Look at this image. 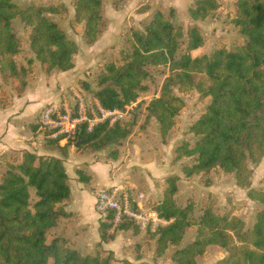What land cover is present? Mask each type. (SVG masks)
Instances as JSON below:
<instances>
[{
    "label": "trees",
    "instance_id": "obj_1",
    "mask_svg": "<svg viewBox=\"0 0 264 264\" xmlns=\"http://www.w3.org/2000/svg\"><path fill=\"white\" fill-rule=\"evenodd\" d=\"M73 22H83V37L91 43L101 32L104 20L102 0H73ZM215 0H196L189 10L193 20H202L218 10ZM64 6L52 3H32L19 8L11 0H0V79L16 81L20 95L26 87L30 61L24 66L16 56L22 45L13 24L23 23L28 48L47 72H66L73 67L72 57L77 47L50 15L61 14ZM228 22L245 37L241 45L227 50L213 49L208 54L192 57L191 51L201 47L204 37L191 27L185 34L172 25L161 12H155L143 29L131 31L129 49L117 63H107L97 77L93 99L105 109L122 110L146 90L148 66H167L158 96L147 105L148 115L158 125L162 139L173 127L175 116L184 107L176 94L191 90L199 100L209 99L200 116L188 131L195 140L190 146L182 143L174 149V157H191L193 162L182 167L185 177L207 173L218 168L233 175L235 184L247 190V197L262 208L255 223L244 230L241 219L230 214H215L206 208L196 223V234L185 246L170 254L172 264H196L206 246H217L225 255L213 264H264V190L249 188L252 170L264 156V0H235ZM183 46V47H182ZM87 87V86H86ZM133 122L101 124L91 132L81 130L59 146L57 141H45L58 151L74 143V152L87 149L99 151L118 146L129 134ZM38 128V122L30 125ZM0 172V264H111L113 255L82 253L68 244V239L55 235L47 243L49 230L67 216L60 204L69 198L67 175L62 161L55 157L37 156L22 151L20 156L4 159ZM77 180L87 183L89 177L76 169ZM177 178L166 179L159 203L153 208L159 217L169 222L150 233L157 236L155 254L162 255L169 247H176L187 227L193 225L189 211L176 205ZM107 219L99 225L101 242L113 240L108 233ZM139 233L130 222L121 223L117 230ZM146 232L149 233V230ZM145 232V233H146ZM149 234H146L148 236ZM135 249H138L136 246ZM137 251V250H135ZM140 259V253H135ZM121 264H144L121 260Z\"/></svg>",
    "mask_w": 264,
    "mask_h": 264
},
{
    "label": "rangeland",
    "instance_id": "obj_2",
    "mask_svg": "<svg viewBox=\"0 0 264 264\" xmlns=\"http://www.w3.org/2000/svg\"><path fill=\"white\" fill-rule=\"evenodd\" d=\"M11 1L19 8L38 2L64 6V12L52 14L50 17L75 43L77 51L72 57L73 67L69 70L68 80L71 81L65 83L61 88H57L56 97L53 99H57L56 103L63 99L70 103L73 92L88 96L90 101H93V93L97 90L98 75L103 72L107 63L119 61L129 49L128 39L131 31H141L155 12H161L172 25L179 26L183 33V40L189 28L195 27L199 30L204 37V43L198 49L190 52L192 57L208 54L219 47L231 50L245 42V37L240 35L227 20L234 10L235 0H215L219 3L218 10L215 14L202 20H193L189 16V10L194 6L196 0H102L101 15L104 25L91 43L86 42L83 37V22H73V0ZM13 24L17 36L22 41L20 52L15 59L17 63L24 66L28 61L31 62L26 75V86L29 85V87L37 89V92L40 89L45 90L51 96V83L54 85L50 80L51 72L45 71L30 52L23 23L16 18L13 20ZM147 71L149 76L142 82L146 90L140 92L133 103L126 105L122 118L117 122L121 124L127 121L133 122L130 134L118 146L111 145L99 151L87 149L76 153L74 152V142L70 140L72 143L64 149L66 153L57 151L63 157L67 156V152L77 155L76 157L82 156L86 161L80 164L101 166L102 168L99 167L98 172L101 179L110 181L113 186L143 192L145 201L152 208L161 200L162 190L166 187V179L171 176L176 177L175 203L181 208L188 209V217L193 221V225L186 228L178 246H169L162 255L157 256L154 252L157 236L151 235V231L145 233L139 230L137 235H132L130 229L124 231L115 229L116 231L111 232L120 236L123 241V254L132 258V262L172 264L170 254L174 249L183 247L194 239L196 223L206 208H210L217 215L230 213L243 221L244 230H250L255 223L256 213L262 208V205L247 197L248 189L238 187L233 175L224 174L218 168L191 177L184 176L182 167L190 165L193 159L191 157L175 158L174 149L182 143H187L190 146L193 144L195 138L188 129L203 112L209 99L199 100L198 94L193 90L187 93L176 92L183 100L184 107L175 116L173 127L162 139L155 119L148 115L147 105L158 96L168 70L166 65H159L148 66ZM33 81L37 82L31 84ZM15 83L16 81L12 80L2 82L0 79V103L6 101V91L8 93L11 91L12 95L17 94L14 88ZM30 103L28 102L25 109L21 111L23 116L18 118L19 121L12 123L11 127L14 130L7 131L8 135L6 134L1 141L8 140L11 136L14 137L13 134H18L23 138H28L31 135L29 124L35 122L36 118L33 112L30 113L32 108ZM47 105L45 104L43 107ZM42 108L39 109V112ZM20 154L19 151H9L0 157V172L4 170V159L20 156ZM249 167L252 170L249 188L264 190V156L257 165L249 164ZM85 170L92 172L89 166ZM88 177L90 178V176ZM98 188L97 185L95 189ZM98 220L101 222L102 219L98 217ZM168 223L166 221L162 226ZM61 229L60 224L51 228L47 234V243L55 235H59L62 232ZM73 230L77 229L73 228ZM68 234L67 236L73 241L72 232L70 231ZM95 234V229L89 225L80 234V237L76 238L72 248L78 249L82 253H99L103 257L106 256L107 252L101 250L99 245L94 246L92 238ZM146 234L149 235L146 236ZM86 241L88 244H85ZM136 246L138 249H135ZM136 252L140 253V260L137 261L133 260ZM224 255L223 249L214 245L206 246L203 254L196 258V264H213ZM111 264H121V260L113 258Z\"/></svg>",
    "mask_w": 264,
    "mask_h": 264
},
{
    "label": "crops",
    "instance_id": "obj_3",
    "mask_svg": "<svg viewBox=\"0 0 264 264\" xmlns=\"http://www.w3.org/2000/svg\"><path fill=\"white\" fill-rule=\"evenodd\" d=\"M69 72L70 71L56 72L54 74L51 73L50 80L54 84L52 85L51 83V96L45 90L40 89L37 92V89L29 87V85L25 87L24 91L20 95H12L10 94L11 91L9 93L7 91L5 92L6 101L0 103V157L4 156L5 153L9 151H19V153L22 151H28L37 156L55 157L60 159L67 175V184L70 192L69 198L60 204L62 210L67 214V216L61 218L57 223V225L60 224L62 226V232L60 235L67 238L69 246L72 247V245L76 242V238L80 237V234H82L83 231H85L86 228L91 225V228H94L96 231L95 236L92 238L94 246L99 245L101 250L112 253L113 258L116 260L125 259L132 262V258H129L127 254H123V241H121V238L118 234L114 235L113 240L108 242H101L99 238L100 221L98 220V215L93 212L95 195L99 190L113 186L111 185L110 181L101 179V175H98L99 167L101 166L93 164H80L86 160H84L82 156L76 157L77 155L75 156L72 153L68 154V152L67 156H60L59 152L57 151L58 149L45 143L38 128L32 129L30 126L31 124L37 122L40 108H42L45 104H56L57 99H53L56 97L57 88H61L65 83L67 84V82L71 81L68 80L70 77ZM36 82L37 81H33L31 84ZM28 102H31L30 105H32L30 113L33 112L36 118L35 122L29 124V127L31 128V135L28 138H23L18 134H13L14 137L11 136V139L9 138L8 140L1 141L6 136L7 131L9 132L10 130H14L13 127H11L13 126L12 123L19 121L18 118L23 116L21 111L25 109ZM64 145L65 143L59 144V146ZM88 166L91 167L92 172L85 170L86 167L88 168ZM76 169L81 170L84 175L87 174L90 176L87 183H82L77 180V175L75 173ZM97 185L99 188L95 189ZM92 225L94 226L92 227ZM73 228L77 230H73ZM70 231L73 234V241H71L72 238L67 236L69 235L68 233ZM85 244H88V241H86ZM133 260L137 261L135 258H133Z\"/></svg>",
    "mask_w": 264,
    "mask_h": 264
},
{
    "label": "built area",
    "instance_id": "obj_4",
    "mask_svg": "<svg viewBox=\"0 0 264 264\" xmlns=\"http://www.w3.org/2000/svg\"><path fill=\"white\" fill-rule=\"evenodd\" d=\"M123 109H105L96 99L90 101L88 96L73 92L70 103L63 99L41 109L37 117L38 130L44 141L62 144L81 130L91 132L98 125L117 123L123 116ZM93 212L102 220L107 219L110 233L125 222L138 226L144 232H153L166 222L147 207L143 192L117 186L97 192Z\"/></svg>",
    "mask_w": 264,
    "mask_h": 264
}]
</instances>
